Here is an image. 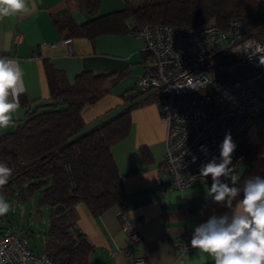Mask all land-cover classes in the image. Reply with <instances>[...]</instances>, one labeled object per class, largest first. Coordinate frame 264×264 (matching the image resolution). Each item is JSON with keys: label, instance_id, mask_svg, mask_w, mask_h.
Returning <instances> with one entry per match:
<instances>
[{"label": "trees", "instance_id": "16d2710c", "mask_svg": "<svg viewBox=\"0 0 264 264\" xmlns=\"http://www.w3.org/2000/svg\"><path fill=\"white\" fill-rule=\"evenodd\" d=\"M101 1L77 0L91 19L77 25L55 18V26L59 31L67 30L71 37L92 42L106 35L135 34L155 25L213 24L227 32L236 20L245 36L264 26V6L258 0H123V9L99 15ZM46 75L49 99L31 108L22 95L25 119L9 132L0 129V161L13 169L0 196L25 204L39 194V207L51 209L50 226L42 239L43 253L53 264H88L94 247L76 224V207L85 205L95 217L112 208H125L123 177L112 150L130 134L132 110L157 97L136 86L135 95H123L127 107L88 128L84 108L96 105L127 72L98 75L84 71L73 84L65 73L51 67ZM234 166L237 174L241 171V185L248 177H264V110L244 133ZM57 206L64 210L56 213Z\"/></svg>", "mask_w": 264, "mask_h": 264}, {"label": "crops", "instance_id": "0c3cea01", "mask_svg": "<svg viewBox=\"0 0 264 264\" xmlns=\"http://www.w3.org/2000/svg\"><path fill=\"white\" fill-rule=\"evenodd\" d=\"M258 1L264 6V0ZM32 4L35 8L28 14L0 20V56L20 63L26 87L23 95L31 108L50 97L48 67L65 73L71 84L84 71L98 75L127 72L96 105L84 108L82 115L88 128L127 107L129 103L123 95L130 97L137 93V83L151 62L146 56L144 41L133 34L101 36L95 42L71 37L67 30L59 31L54 21L58 18L77 25L89 21L91 17L81 10L77 0H29L30 7ZM123 8V0H102L99 15ZM67 38L72 39L71 47L62 43ZM26 111L20 104L14 114V124L1 131L13 130L25 119ZM165 140L166 125L157 100L132 110L131 132L112 150L123 177L125 208H112L96 217L85 205L75 210L78 228L94 247L88 264H135L138 259L145 260V264H214L212 258L191 247V239L185 242L184 237L187 232L192 236L195 227L213 214L230 215L231 210L225 202L216 203L207 197L212 182L200 183L185 191L168 189L170 178L164 175ZM184 201L188 211L182 208ZM119 209L137 229L139 242L130 244L122 230ZM10 229L15 231L11 226L7 232Z\"/></svg>", "mask_w": 264, "mask_h": 264}, {"label": "built area", "instance_id": "2783aa9c", "mask_svg": "<svg viewBox=\"0 0 264 264\" xmlns=\"http://www.w3.org/2000/svg\"><path fill=\"white\" fill-rule=\"evenodd\" d=\"M133 35L144 41L145 52L151 56L137 87L156 95L166 125L164 175L170 178L168 189L185 191L212 182L211 177H199L200 166L214 156L219 158L220 144L229 131L237 145L234 166L244 133L264 110V64L260 63L264 26L248 36L236 20L227 32L213 24L155 25ZM62 43L71 47L72 39ZM201 146L206 147V153ZM182 208L189 210L186 201ZM118 213L130 244L139 242L141 237L126 213L120 209ZM190 239L187 232L184 241ZM0 264L53 263L45 253H33L13 231L0 238ZM135 264H145V260L138 259Z\"/></svg>", "mask_w": 264, "mask_h": 264}, {"label": "clouds", "instance_id": "9594fccd", "mask_svg": "<svg viewBox=\"0 0 264 264\" xmlns=\"http://www.w3.org/2000/svg\"><path fill=\"white\" fill-rule=\"evenodd\" d=\"M34 8V4L29 6V0H0V20L28 14ZM260 63L264 64V57ZM23 77L17 60L0 56V129L15 122L20 97L26 92ZM236 147L230 131L226 132L219 158L214 156L199 168L200 178L211 177L207 197L216 203L225 202L231 214H213L195 227L190 245L212 258L214 264H264V177L254 175L242 185L239 183L240 176L232 164ZM201 149L207 152L205 146ZM12 174L13 169L0 161V189L8 184ZM195 179L191 177L193 182ZM9 210L10 204L0 196V217Z\"/></svg>", "mask_w": 264, "mask_h": 264}, {"label": "rangeland", "instance_id": "374dc122", "mask_svg": "<svg viewBox=\"0 0 264 264\" xmlns=\"http://www.w3.org/2000/svg\"><path fill=\"white\" fill-rule=\"evenodd\" d=\"M4 199L10 204V210L0 217V238L8 233V227L12 226L33 253L42 254L44 251L42 238L49 229L50 207L47 205L39 207V194L32 196L25 204Z\"/></svg>", "mask_w": 264, "mask_h": 264}, {"label": "water", "instance_id": "95a60500", "mask_svg": "<svg viewBox=\"0 0 264 264\" xmlns=\"http://www.w3.org/2000/svg\"><path fill=\"white\" fill-rule=\"evenodd\" d=\"M64 210V208L62 207V206H57L56 208H55V212L56 213H60V212H62Z\"/></svg>", "mask_w": 264, "mask_h": 264}]
</instances>
